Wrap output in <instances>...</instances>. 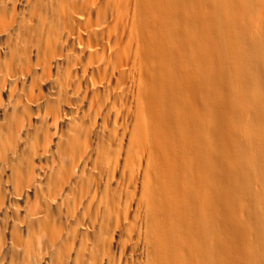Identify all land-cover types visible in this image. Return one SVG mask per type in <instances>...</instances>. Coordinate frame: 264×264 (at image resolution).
<instances>
[{
	"label": "rangeland",
	"instance_id": "obj_1",
	"mask_svg": "<svg viewBox=\"0 0 264 264\" xmlns=\"http://www.w3.org/2000/svg\"><path fill=\"white\" fill-rule=\"evenodd\" d=\"M159 1L133 6L132 28L146 31L141 38L145 73L116 124L96 111L97 105L91 117L65 110L73 76L70 61L58 56L73 1L0 0V83L8 85L0 108V264H264V243H254L255 231L248 225L264 216V187L247 174L258 178L264 149L259 152L263 159L247 156L245 172L226 171L230 179L247 180L248 190L242 193L248 197L241 193L239 202L230 186L196 162L204 156L201 146L211 143L206 139L210 125L223 130L218 131L225 150L228 139L223 137L231 138L230 126L233 140L247 155L264 138V112L257 110L264 107V17L247 0H232L240 7L233 17L220 0ZM221 9L235 25H219ZM152 11L161 19L168 14L165 19L171 23L148 17ZM206 51H214V59ZM215 59L230 75L223 91L216 78L210 86L201 84L200 67H211ZM149 89L163 102L173 97L169 125L154 123L142 112ZM228 90L234 94L228 96ZM221 95L231 100L232 112L218 110L215 117L211 102H204L207 97L219 101ZM17 105L33 107L29 123L14 118ZM142 118L144 126L150 124L149 138L141 145ZM59 119L60 133L54 127ZM145 130L147 134V126ZM254 130L259 135L253 143ZM201 136L207 140L203 145ZM125 165L137 167V179L124 171ZM212 183L221 184L213 186L216 190L226 187L225 206L245 227L224 243L223 252L217 233L226 226L206 202ZM5 224L15 232L4 233ZM239 235L251 244L249 258L240 252L244 241Z\"/></svg>",
	"mask_w": 264,
	"mask_h": 264
},
{
	"label": "bare ground",
	"instance_id": "obj_2",
	"mask_svg": "<svg viewBox=\"0 0 264 264\" xmlns=\"http://www.w3.org/2000/svg\"><path fill=\"white\" fill-rule=\"evenodd\" d=\"M9 1H12V0H9ZM72 1H73L72 5L70 7V11H69L68 16H67V23H66V26L64 29L65 38L61 42L62 54H60L58 56V58L60 60L67 58L70 61L71 66L69 67V69L72 71V76H73V78L70 82V87H69V92H68V95H69L71 101L66 99L65 110H67V109L69 110V112L67 111V114H72L73 112L78 114L79 110H80V112L84 111V112H86L87 116L91 117V115L93 114L94 109H95L94 106L97 105L96 111H103V113H104L103 115H105L108 120H110V121L112 120L117 124V122L120 119L122 112L125 111V108H124L125 101L129 99V97L131 96L134 89L137 86H140L142 78H143L144 73H145V68L143 65L141 38H142V36H144L146 31L144 28H141V29L136 28V27H134V29L132 28L133 27L132 26V24H133V16H132L133 6L137 7V5L139 3L142 6L145 0H141V2H139V0H72ZM151 1H154V0H151ZM221 1L226 7H228V10H229V8H231V11H232V14H230L231 16L240 10L238 3L235 1L220 0L218 2H220V4H221ZM247 1H248V7L249 8H251L253 6V4H257V6H258L257 9H258L259 13H261L262 16L264 17V0H247ZM159 2L161 4L162 0ZM168 5H169V3H168ZM168 5H165L164 7H166V6L168 7ZM224 5H223V7H224ZM156 6L159 7V3L158 4L156 3V5L154 7H156ZM223 9H225V8H223ZM154 10H155V8H154ZM160 12H162V10H160ZM158 14L159 13L157 11L156 12L152 11L151 15L148 14V17H150V18H152V17L158 18L159 17L161 19V15L157 16ZM226 14H227L226 11H224V10L221 11V16L219 18L221 21L217 20V19L215 20V21H217V24H218V21H220L221 23L219 25L221 27L228 28V24L230 25L229 22L231 21V24L233 22V24L235 25V21H232L233 16L230 17V15H226ZM167 15L168 14H166V16ZM165 17L162 16L161 21L164 22L167 19V18L165 19ZM155 18L153 20H155ZM163 18L165 20H163ZM148 20H150V19L148 18ZM203 21H205V20H202V22ZM208 21H209V19H208ZM157 23H162V22H157ZM168 23H171V22L167 21L164 24H166V26H167ZM199 23H201L200 20H199ZM211 24H212V22H211ZM158 25H160V24H158ZM234 25H231V26H234ZM170 26L171 25L169 24L168 29H170ZM263 26H264V22H263ZM209 29H211V28H209ZM169 32L170 31L168 30L167 35L169 34ZM148 34H150V31ZM263 34H264V30H263ZM211 35H212V32H211ZM212 38H214V37H212ZM263 38H264V36H263ZM170 39L171 38H169L168 42H171ZM217 39L220 40L219 36L217 37ZM212 41H210V42H212ZM215 42H217V41H215ZM217 47L220 48V46H217ZM169 53L170 52H168V54ZM203 54H205V52L202 50L201 56ZM206 54L208 57H210V58L212 57L211 59H214V51H213V53L206 51ZM218 54L221 55L219 52H218ZM208 57H206V58L208 59ZM215 57H216V55H215ZM207 61H209V60H207ZM219 61H220V59L219 60L218 59L213 60L211 67H208V66L206 67V63L203 64L201 67L199 66L200 67V70H199L200 75L199 76H200L201 84H203L204 86L206 85V87H207V85L210 86V84L216 78L215 82H217V84L220 85V91H223L225 89V87H227L230 84V75L226 72L224 64L222 63L223 64V66H222ZM172 77H171V82H170L171 86L173 83ZM47 78L48 77H46V76L43 77V83H46ZM14 82H15V84L22 86L21 85L22 80L15 79ZM43 85H45V84H43ZM43 85L40 86L41 89H43ZM7 86L8 85L6 83H0V108L3 107L1 105H3V103H4V101L2 99L3 94H4L3 92H4V90H6V92H8ZM154 91H155L154 89H149L147 91L149 104H147V106L145 107L146 111H142V112L143 113L145 112V114L150 117V120H152L153 122L155 121L157 124H160V123L164 124L165 123V124L169 125V123L174 118V115H173V111H174L173 110V97L169 95V97L167 98V96H166L165 99L167 101L164 100V102H163V101L158 99L156 93H151ZM168 91H171V90H168ZM231 92L232 91L228 90L226 94L227 95H228V93L231 94ZM213 93H215V91ZM233 94L234 93H232L231 95H233ZM227 95H225L224 97H223V95H221L222 97L219 99V101H217L218 99L217 100L213 99V100L209 101L208 97H207V101H205V102L203 101L204 104L211 102L210 104L213 108V112H214L215 117L217 116L218 110L221 112V111H224V109L226 108L227 110L228 109L229 110L228 111L225 110L224 113H226V111L229 114L232 112L231 108L229 107L232 105L231 100L228 99L229 95L228 96ZM245 99H246L245 96H243V98L239 97L240 102L244 101ZM37 100H38V102H40V105H43L44 101H43L42 95H40L37 98ZM72 101H74V102H72ZM162 102H163V104H161ZM4 106H5V103H4ZM19 107L20 106L15 108V110L13 111L14 118H16L19 122H21V124L22 123L23 124L29 123L31 121L32 115H33L30 110L33 107H27L25 105H23V107H21V109H19ZM89 110H90V112H89ZM257 110L259 112H264V107H257ZM5 111H6V109H5ZM96 111L94 112V115L96 114ZM220 112H219V114H220ZM141 117H142V113H141ZM60 120L61 119L57 120L56 123L54 124L55 132H58V133H60V131H59ZM144 120L145 119L142 118V121H141V133H142V137H143V138L141 137L142 138V140L140 141L141 145L144 143V141L146 139L149 138L148 126L150 123L148 121L145 124V126H147V134H146V130H145V126H144ZM189 121L191 123L192 120H190V118H189ZM218 127H219V124L217 125V127H216V125L215 126L210 125L211 131L210 130L208 131V133H207L208 137L206 139L209 140V143L210 142L211 143L208 146L207 145H205V146L200 145L204 150L206 149V151L202 150L201 148H200L201 150L199 149L200 152L204 153V156L199 157V158L197 156L196 158H198V159L196 160V162H198V166H199L198 168L202 169V171H208V173H211L214 177L219 178L220 179L219 181L222 180L221 183L224 182V184H226V186H230L229 187L230 189L228 191H230V190L233 191L235 194V198L238 201L239 198L241 197V193L244 190H248L247 187H244L246 185L247 180H246L245 176H243V177L237 176V178H235V179H230V178H232V175H230L228 173V176L230 175L228 177L227 172H230V171H227V170L230 167V170L233 168L232 169L233 172L231 171L232 173H235L234 169H235V171L241 170V172L243 173V172H245V169H249V166L247 164V156H248V160L250 158H254L256 160L257 159L258 160L263 159L259 152L264 149V138L261 139V141H260L261 144H260V142H257L256 146L253 145L251 147V148H253V152H251V150L249 149L251 154L249 153L247 155V152L244 151L241 147L237 146L235 140H233V139H235V137L231 131L233 128L230 126L229 131L231 132V138H229V135L227 136V134H225L223 137L224 140L228 139L227 141L224 142L226 144V147H227V150H225L224 145H222V144L220 145L221 142L219 139L220 134H221V133H219V131L220 130L223 131V130L222 129L219 130ZM229 131L227 133L230 134ZM203 134H201V135H203ZM258 135H259V133H257L256 130H254L253 133L250 131V137H251L253 143L255 142L254 139L256 138V136L258 139ZM203 136H201V140L199 141V142H203L202 145L204 144V142L207 141L206 139H204L205 137H203ZM225 137H227V139ZM199 139H200V137L198 136V140ZM197 145H199V144H197ZM249 145L251 146V144H249ZM14 146L16 147L15 144H13V147ZM254 148L256 149V151L254 150ZM257 149H258V151H257ZM195 150H196V148H195ZM197 154H199V153H197ZM201 155H203V154H201ZM224 157L227 158L228 159L227 161H229V162L227 163L224 161V165H223L222 160L224 159ZM229 158H232L233 161L231 159L229 160ZM217 161H219V162H217ZM211 162H212V165H211ZM213 164L214 165L216 164V165L213 166ZM211 167H214V168L211 169ZM123 168H124V171L127 174H129L131 179H137V177H138L137 167L132 166V165H125ZM208 173H207V175H208ZM247 174H249L250 176L254 177L257 180L260 179L259 181L262 183V185L264 187V169L257 172L258 178L256 176H254L253 173H251V172L247 173ZM205 177H206V175H205ZM214 177H212V179ZM208 179H207V182L210 180V179L209 180ZM212 179H211V181H212ZM226 179L229 181L228 183L225 182ZM131 182H133V181H131ZM218 182H217V184H218ZM212 184H214V183H212ZM220 185L216 186V183H215L214 185H212V187L216 186L219 188ZM206 186H208V183ZM221 187H223V185ZM224 189L226 190V187ZM211 190H212V192H211ZM211 190H210V192L212 193V195H211V193H209V195H211V196L207 195V200H206V202H208V205H209L208 209H210L212 211V213L214 215H216L219 219L221 218L220 220L222 222H224L223 224H225L226 229H227L224 233L223 232L217 233L218 240H219L218 241L219 250L221 252H223L224 247H225L224 243H226L229 240L230 241L234 240L237 233L243 234L245 227L241 224V222L238 220V218L236 216H234L233 212H231L232 211L231 208H230L231 210H229V212H228V210L225 206L226 205L225 198L223 197V196H225V194H224L225 190L222 189L223 190L222 191L221 188H220V190H216L215 187H213ZM242 196H244L245 198L248 197L246 194H243ZM232 197H234V196H232ZM232 197H231V199H229V201L230 200L232 201ZM244 197H242V200ZM228 208H229V206H228ZM14 222H15V220H13V224L16 223V222L15 223ZM248 225L255 231L256 237H255L254 243H256L257 241L260 240L261 243L263 244L264 243V216L262 215L261 218L254 220L251 224H248ZM2 229H3L4 233H7V234L8 233L10 234L11 230H12L11 233L15 232L13 230L14 228H10L9 225H7V224H5V226L3 225ZM229 235H230V237H229ZM239 237L241 239H243V241H244V243L241 242V244H240V247H241L240 252L244 253L249 258V255H250L251 249H252L250 247L251 244L249 242H246L243 236L239 235ZM227 261H225V262L223 261L221 264H228V263L230 264V262L229 261L227 262ZM259 264H262V263H259Z\"/></svg>",
	"mask_w": 264,
	"mask_h": 264
}]
</instances>
